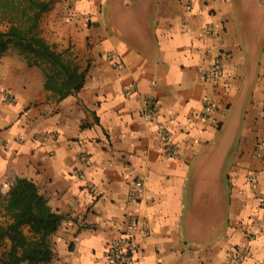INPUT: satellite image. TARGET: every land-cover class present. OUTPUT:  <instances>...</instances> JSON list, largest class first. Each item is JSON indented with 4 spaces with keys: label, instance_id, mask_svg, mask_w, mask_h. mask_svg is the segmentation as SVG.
<instances>
[{
    "label": "crops",
    "instance_id": "obj_1",
    "mask_svg": "<svg viewBox=\"0 0 264 264\" xmlns=\"http://www.w3.org/2000/svg\"><path fill=\"white\" fill-rule=\"evenodd\" d=\"M40 29L87 71L59 99L42 67L12 48L0 54V188L30 178L66 214L42 264H109L108 245L133 212L149 234L140 226L132 264H231L250 233L239 264H264V170L254 154L264 137V0H54ZM219 52L225 72L206 82L201 68ZM149 99L155 117L145 114ZM141 177L145 189L130 201Z\"/></svg>",
    "mask_w": 264,
    "mask_h": 264
},
{
    "label": "trees",
    "instance_id": "obj_2",
    "mask_svg": "<svg viewBox=\"0 0 264 264\" xmlns=\"http://www.w3.org/2000/svg\"><path fill=\"white\" fill-rule=\"evenodd\" d=\"M54 0H0V54L15 49L31 66L43 68L45 87L59 99L79 91L86 70L48 42L40 29ZM66 218L51 207L37 183L18 176L0 188V264H42L55 255L53 234Z\"/></svg>",
    "mask_w": 264,
    "mask_h": 264
},
{
    "label": "built area",
    "instance_id": "obj_3",
    "mask_svg": "<svg viewBox=\"0 0 264 264\" xmlns=\"http://www.w3.org/2000/svg\"><path fill=\"white\" fill-rule=\"evenodd\" d=\"M214 27L212 24H208L204 32L208 35H212L214 33ZM107 57L110 59L113 67H119L120 61L117 58V55L112 52L108 51ZM225 54L223 52H219L213 59L211 64L208 67L201 68V77L204 81L209 83H217L220 77L225 72ZM8 96V94H7ZM208 104H211V100H207ZM158 104L155 100L149 99L146 105L145 114L149 117H155L158 115ZM157 128L161 133L165 147L166 153L168 156L172 157L176 155L178 150V144L172 140V131L168 127V125L164 121L157 122ZM52 133H46L45 136H50ZM254 154L256 158L260 161V169L264 170V137H261L257 140L255 145ZM82 162H86L88 160L86 154H82L81 156ZM78 175L81 178H85V173L82 170L77 171ZM85 186L87 189L95 196H99L101 194L100 189L96 185L95 182L85 179ZM259 182V177L256 172H252L248 176V183L252 188H255ZM146 186V178L141 177L138 178L134 182V188L131 189L127 197L130 201H134L137 197L144 191ZM259 198L263 199L264 195L260 192H256ZM142 226L144 235L149 234V229L145 222L142 221L139 214L133 212L130 213L127 217L126 227L121 232L120 235L113 238L109 245L107 251V258L109 264H132L134 260V254L137 249L136 243V234L138 229ZM255 235L250 233L248 235V241L242 245H240L237 249L235 254L231 257L230 263L231 264H239L244 261L251 251V241Z\"/></svg>",
    "mask_w": 264,
    "mask_h": 264
}]
</instances>
